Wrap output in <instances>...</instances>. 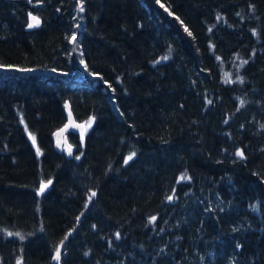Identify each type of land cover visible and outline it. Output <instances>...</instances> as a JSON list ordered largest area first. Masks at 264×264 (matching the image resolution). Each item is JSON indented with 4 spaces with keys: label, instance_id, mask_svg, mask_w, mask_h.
Returning <instances> with one entry per match:
<instances>
[{
    "label": "trees",
    "instance_id": "16d2710c",
    "mask_svg": "<svg viewBox=\"0 0 264 264\" xmlns=\"http://www.w3.org/2000/svg\"><path fill=\"white\" fill-rule=\"evenodd\" d=\"M67 102L92 120L72 158ZM61 241L59 264H264V0H0V264Z\"/></svg>",
    "mask_w": 264,
    "mask_h": 264
},
{
    "label": "water",
    "instance_id": "95a60500",
    "mask_svg": "<svg viewBox=\"0 0 264 264\" xmlns=\"http://www.w3.org/2000/svg\"><path fill=\"white\" fill-rule=\"evenodd\" d=\"M31 15L34 16L33 14H31ZM39 21H40V24L38 26H35L32 28H29L27 26V30L37 29L41 25V20L39 19ZM30 22L31 21H30V15H29V23ZM29 23H28V25H29ZM65 114H66L67 122L60 129L56 130L53 134L54 147H55V150L57 152H63L67 158H71L75 152V147L69 143V141L67 139V134L70 132L78 134L80 136V141H81L82 147H84L85 128L83 126H85V125L83 123H79L75 120L69 102H67L65 105ZM82 132H83V139L81 138ZM69 147L71 148V154L68 151ZM48 186H49V184H48ZM48 186L44 189V191L48 188ZM43 192L40 191L39 193L42 194ZM92 193L93 192H90V194H92ZM58 247L61 248V254H62V252L64 251L63 244L62 245L60 244ZM55 255H56V251H55L54 256H53L52 264H59L61 261V257H60L59 262H57V260L54 259Z\"/></svg>",
    "mask_w": 264,
    "mask_h": 264
},
{
    "label": "snow or ice",
    "instance_id": "6c2138e0",
    "mask_svg": "<svg viewBox=\"0 0 264 264\" xmlns=\"http://www.w3.org/2000/svg\"><path fill=\"white\" fill-rule=\"evenodd\" d=\"M81 10H82V9H81ZM30 21H31V22H30L29 25H28L29 28H32V27L38 26V25L40 24L39 19H38L36 16H32L31 14H30ZM71 39H72L73 42H75V41H76V36L73 35ZM165 59H166V57H165ZM245 63H246V61H245ZM229 82H231V81H229ZM91 123H92V120H89V121L87 122V125H86V126H83V127L85 128V131H86L87 127H90V126H91ZM81 138L83 139V132L81 133ZM33 142L35 143L34 138H33ZM68 151H69V153L71 154V148H70V147H69ZM133 155H134V154H133ZM237 155L240 156L241 158H243V152L238 151V152H237ZM77 158H79V157H77ZM131 159H132V156H129V157L125 160V163H127L128 160H131ZM50 183H51V181H48L47 184L42 183V184H41L40 191L43 192L44 189H45V188L48 186V184H50ZM91 196H95V193L93 192V193L91 194ZM90 198H91V197H90ZM168 199L171 200L172 197H168ZM151 219H152V220H155V217H152ZM150 222H151V221H150ZM9 235H12V234L9 233ZM17 235H18V234H17ZM21 238H22V237H21ZM65 239H67V237H65ZM62 244H63V241H61V245H62ZM60 257H61V248L58 247V248L56 249V255H55L54 259H56L57 262H59ZM17 264H20V262L18 261Z\"/></svg>",
    "mask_w": 264,
    "mask_h": 264
},
{
    "label": "rangeland",
    "instance_id": "374dc122",
    "mask_svg": "<svg viewBox=\"0 0 264 264\" xmlns=\"http://www.w3.org/2000/svg\"><path fill=\"white\" fill-rule=\"evenodd\" d=\"M34 146H36V144L34 143Z\"/></svg>",
    "mask_w": 264,
    "mask_h": 264
}]
</instances>
